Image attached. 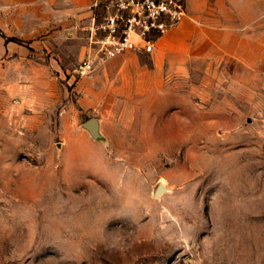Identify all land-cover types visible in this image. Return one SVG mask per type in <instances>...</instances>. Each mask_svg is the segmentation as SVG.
<instances>
[{
	"label": "rangeland",
	"instance_id": "374dc122",
	"mask_svg": "<svg viewBox=\"0 0 264 264\" xmlns=\"http://www.w3.org/2000/svg\"><path fill=\"white\" fill-rule=\"evenodd\" d=\"M28 4L0 0V264H264V63L253 80L212 32L239 13L264 36V0H187L211 29L194 63L84 77L82 25L34 49Z\"/></svg>",
	"mask_w": 264,
	"mask_h": 264
},
{
	"label": "crops",
	"instance_id": "0c3cea01",
	"mask_svg": "<svg viewBox=\"0 0 264 264\" xmlns=\"http://www.w3.org/2000/svg\"><path fill=\"white\" fill-rule=\"evenodd\" d=\"M108 2L109 0H29L30 11H33L32 15L38 20L30 29L32 33L36 34L27 39L33 41L31 45L34 49L43 48L45 45L49 51H52L53 44L51 41L55 32L51 34L50 32L59 25L63 26V30H65L66 25H77L78 27L82 25L88 38V28L91 25L93 16L91 10L93 5L98 4L99 8L96 11L102 12ZM20 6L25 9L27 2L21 3ZM187 12L197 17L200 16L199 8L195 4H191L189 8L187 5ZM236 15L237 23L230 21L223 29L212 31L229 37V39L222 37L221 44L215 43V46L222 50L224 57L226 56L228 60H236L243 71L250 74V76L252 75L253 80L257 79L260 82L259 75L256 74L261 73L262 64L264 63V36L261 33L259 24H257L258 26L255 25L253 33L247 36L245 24L241 21L243 18H240L239 13H236ZM60 33L63 34L62 31ZM210 33L211 29H200L193 25L190 19H185L178 27L169 31L156 43L154 53H165L168 64L173 66L194 63L196 60L205 57L204 52L199 50V46ZM44 34H49V36L41 38L46 39V43L43 44L38 41V38ZM186 40H192L193 45L186 48L184 44ZM214 42L215 40H213ZM85 48L88 52L91 50L88 43ZM188 49L191 53L189 56L186 53ZM171 52L174 54L171 55Z\"/></svg>",
	"mask_w": 264,
	"mask_h": 264
},
{
	"label": "built area",
	"instance_id": "2783aa9c",
	"mask_svg": "<svg viewBox=\"0 0 264 264\" xmlns=\"http://www.w3.org/2000/svg\"><path fill=\"white\" fill-rule=\"evenodd\" d=\"M92 7L88 28L90 51L74 70L93 73L97 64L129 53L153 54L156 43L187 17V0H109L102 12Z\"/></svg>",
	"mask_w": 264,
	"mask_h": 264
},
{
	"label": "water",
	"instance_id": "95a60500",
	"mask_svg": "<svg viewBox=\"0 0 264 264\" xmlns=\"http://www.w3.org/2000/svg\"><path fill=\"white\" fill-rule=\"evenodd\" d=\"M86 128L91 131L93 134H96L98 131V125L97 122L95 120H90L89 122L86 123ZM163 188L160 187L157 191V194H161V192H163Z\"/></svg>",
	"mask_w": 264,
	"mask_h": 264
}]
</instances>
